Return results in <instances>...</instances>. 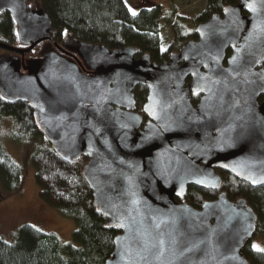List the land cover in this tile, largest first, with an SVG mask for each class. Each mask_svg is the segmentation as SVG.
I'll use <instances>...</instances> for the list:
<instances>
[{
	"label": "water",
	"instance_id": "95a60500",
	"mask_svg": "<svg viewBox=\"0 0 264 264\" xmlns=\"http://www.w3.org/2000/svg\"><path fill=\"white\" fill-rule=\"evenodd\" d=\"M2 12L23 47L0 40L19 56L0 60V95L28 104L62 160L88 158L82 175L96 212L119 230L104 264H250L241 251L256 214L243 198L221 192L200 208L178 200L189 185L218 189L216 170L264 184V0H238L211 15L196 26V40L161 63L136 59L134 47L71 48L91 75L56 44L43 10L0 0ZM46 41L67 57L47 53L25 67V54ZM137 85L148 90L142 129L130 110ZM191 94L201 95L196 106Z\"/></svg>",
	"mask_w": 264,
	"mask_h": 264
},
{
	"label": "trees",
	"instance_id": "16d2710c",
	"mask_svg": "<svg viewBox=\"0 0 264 264\" xmlns=\"http://www.w3.org/2000/svg\"><path fill=\"white\" fill-rule=\"evenodd\" d=\"M237 2L238 0H205L203 10L195 16L196 26L213 14H221L225 8ZM31 3L48 16L51 36L55 42L70 49L80 44L110 51L134 47L137 57L146 55L154 63L167 61L172 53L180 50H174L171 43L162 45L160 26L168 24L173 30L172 17L163 15L161 5L149 0H142L136 13L130 12L125 0H27L28 7ZM16 28L17 25L8 12L0 13L1 41L20 46ZM196 39L195 31L188 34L189 41ZM39 46L40 44L31 53L36 52ZM230 53L231 49L228 48L226 55ZM135 96L136 110L141 112L146 101L147 87L138 85ZM263 99L261 96L260 100ZM191 101L195 102L196 98H191ZM7 117H11L25 134L45 138L35 126L32 109L27 103L11 101L0 95V121ZM46 141L48 145L40 147L34 153L40 195L64 217L74 221L72 242L62 243L53 232L24 224L15 230L11 242L0 238V264H104L113 251L114 238L119 230L107 228V219L96 212L92 191L82 175L88 158L81 156L68 163L57 155L47 139ZM216 171L221 177L218 189L189 185L183 200L178 201L200 208L205 201L215 199L221 192L233 202L243 198L256 214L254 235L264 236V184L251 186L228 172ZM21 179L20 167L3 150L0 141V201L19 192ZM241 252L250 264H264V251L255 250L251 246V240Z\"/></svg>",
	"mask_w": 264,
	"mask_h": 264
},
{
	"label": "rangeland",
	"instance_id": "374dc122",
	"mask_svg": "<svg viewBox=\"0 0 264 264\" xmlns=\"http://www.w3.org/2000/svg\"><path fill=\"white\" fill-rule=\"evenodd\" d=\"M160 4L163 15L171 16L173 30L168 24L160 26V40L163 46L171 43L174 50L186 45L188 34L195 31V16L205 6V0H149ZM131 13H136L142 0H125ZM30 9H36L34 3ZM0 40H2L0 36ZM37 47V46H36ZM51 44L42 42L36 52L26 57L28 60H39L43 52L51 50ZM179 52V51H175ZM174 52V53H175ZM8 56V57H6ZM19 57L0 49V60ZM0 141L3 150L20 167L22 172L21 186L18 193L8 195L0 201V238L7 242L13 240L15 230L24 224L32 225L45 232H53L62 243L72 242L75 223L64 217L56 207L45 202L40 195L41 189L36 179L34 153L42 146H47L46 139L40 136L25 134L11 117L0 121ZM1 188V184H0ZM255 250L264 251V236L255 234L251 238Z\"/></svg>",
	"mask_w": 264,
	"mask_h": 264
},
{
	"label": "flooded vegetation",
	"instance_id": "af4514ba",
	"mask_svg": "<svg viewBox=\"0 0 264 264\" xmlns=\"http://www.w3.org/2000/svg\"><path fill=\"white\" fill-rule=\"evenodd\" d=\"M50 43V42H49ZM51 44V50L50 51H48L47 53H54L55 54V56H57V58L59 57H61V58H65V57H67L62 51H60L59 49H57L56 48V46L53 44V43H50ZM57 44V43H56ZM62 49H64L65 51H67V52H70V53H72V54H74V55H76L78 58H79V60L81 61V65H80V67H81V70L83 71V72H85L87 75H91V74H95V71H91V70H89V68H87V66L85 65V63H84V60L79 56V54L76 52V49H70V48H68L67 46H64V45H61V44H58ZM15 46H18V45H15ZM19 47H23V46H19ZM32 51H30L29 53H27V54H25V56H24V64H25V67H27L28 69L29 68H31V64H32V62L33 61H35V60H28V59H26V57L27 56H29V54L31 53ZM46 52L44 53L43 52V56H42V58H40L39 60H41V59H43L44 58V56L47 54ZM141 56H135V58L136 59H139ZM18 61V60H17ZM14 64H16V66H19V72L21 73V74H25V73H27L28 72V70L26 69V70H22V68H21V66L18 64V62L16 63V61L14 62ZM189 79L190 78H188L187 79V81H189ZM138 86V85H137ZM136 86V87H137ZM136 87L134 88V90H133V92H134V99H135V103H134V106L130 109L132 112H134V113H139L140 115H141V119H142V121H141V125H140V127H139V129H142L145 125H146V123L149 121V117L143 112V109L141 108V112H139L138 110H136V96H135V89H136ZM148 91V90H147ZM200 96L201 95H192L191 94V98H196V101L195 102H192V104H193V106H196L197 105V103H198V101H199V99H200ZM143 106V105H142Z\"/></svg>",
	"mask_w": 264,
	"mask_h": 264
}]
</instances>
